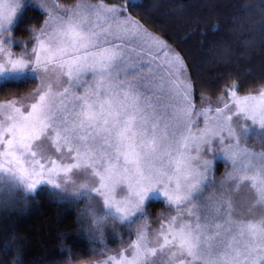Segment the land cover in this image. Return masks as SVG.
Masks as SVG:
<instances>
[{"label": "snow or ice", "instance_id": "1", "mask_svg": "<svg viewBox=\"0 0 264 264\" xmlns=\"http://www.w3.org/2000/svg\"><path fill=\"white\" fill-rule=\"evenodd\" d=\"M129 7L0 0V90L31 88L0 102V173L35 191L90 166L93 191L122 219L159 190L170 211L156 228L147 216L136 222L106 264H264V148H254L264 145V88L240 94L234 80L222 106L199 107L184 58ZM221 154L224 191L204 196ZM121 183L130 195L118 199ZM242 187L254 197L230 194Z\"/></svg>", "mask_w": 264, "mask_h": 264}, {"label": "trees", "instance_id": "2", "mask_svg": "<svg viewBox=\"0 0 264 264\" xmlns=\"http://www.w3.org/2000/svg\"><path fill=\"white\" fill-rule=\"evenodd\" d=\"M61 1L73 3L77 0ZM106 1L120 3L128 0ZM128 5L133 16L169 41L183 56L197 99L201 92L214 98L220 96L234 80L238 81L241 91L264 86V32L261 31L264 0H130ZM40 12L39 8L35 9L29 21L31 24L38 26L42 23ZM29 36L27 32L23 34L24 39ZM210 74L216 76L214 87H201L202 81ZM30 90L19 89L10 93L0 90V101ZM223 166L222 162L218 164L217 178L222 175ZM80 202L62 201L48 191H40L26 213L0 220V233L15 230L23 236L26 264H46L63 259L69 253L85 256L78 261L83 264L90 252L98 250L83 233H69L65 237L68 247H56L60 232L74 221ZM147 209L150 220H157L165 204L161 200H152ZM8 260L7 255L0 256V264H8Z\"/></svg>", "mask_w": 264, "mask_h": 264}, {"label": "clouds", "instance_id": "3", "mask_svg": "<svg viewBox=\"0 0 264 264\" xmlns=\"http://www.w3.org/2000/svg\"><path fill=\"white\" fill-rule=\"evenodd\" d=\"M58 187L66 193L82 196L81 202L76 207L75 219L69 227L59 234L57 249L67 248L65 237L69 233H83L98 249L90 252L83 264H106L107 258L118 251L121 244H109L104 247L112 233L121 232L125 219L110 212H102L101 206L94 195L96 187L91 175L77 177L70 173L69 177L58 178ZM35 191H26L24 187L12 176L0 173V220L26 213L33 203ZM116 209L113 206H110ZM63 209H61V212ZM75 225V226H73ZM0 256L9 257L8 264H26L25 246L23 236L15 230L0 233ZM82 257L80 253H69L63 259H55L46 264H78Z\"/></svg>", "mask_w": 264, "mask_h": 264}, {"label": "rangeland", "instance_id": "4", "mask_svg": "<svg viewBox=\"0 0 264 264\" xmlns=\"http://www.w3.org/2000/svg\"><path fill=\"white\" fill-rule=\"evenodd\" d=\"M129 1L130 0H128L127 2L109 3L106 0H102V2L104 4H106V5H116V6L128 4ZM131 1L134 2V1H137V0H131ZM29 2H31V0H29ZM52 2L53 3H58V4L62 5V6H64L65 8H75L77 5L85 3V2L100 3L101 0H77L76 2H73V3H64L61 0H52ZM128 12L131 14L129 9H128ZM133 17H135V16H133ZM149 30L151 32H153L154 34H157L156 32L152 31L151 29H149ZM159 36L162 39H164L165 42L167 44H169L176 52H178L180 54V52L169 41H167L161 35H159ZM28 38H25V39H28ZM14 50L19 52L21 49L14 48ZM185 63H186V61H185ZM186 65H187V63H186ZM188 70H189V68H188ZM189 74H190V71H189ZM261 88H264V86H261V87L255 89V90L241 91L240 88L238 87L237 91L240 92V94H246L247 92H252L253 94H255ZM204 95H205V97H210L211 99H210V101L209 100H205L204 103L201 104L200 96H199V99H197L196 96H195V91H194V101L199 107L222 106V104H220V105L217 104L218 97H220L222 95L226 96L227 93L224 92L223 94H221L220 96H218L216 98L211 97V96L206 95V94H204ZM3 101H5V100H1L0 102H3ZM258 131H259L258 128L253 127L252 130H251V134L250 135H255ZM250 143H251V141H250ZM254 148H255L256 151H260L262 148H264V145H261V143L256 142L255 145H254ZM73 160H74V157H69L66 160H64L63 162L64 163H72ZM221 162L224 165L223 168H222L223 169V173H222V175L219 178H217L216 177V169H217L218 164L221 163ZM230 170H231L230 169V165L228 164L227 161H225V159L223 158L222 154L218 155L215 158V161H214V181L211 184L205 185V189H204L203 195L204 196H209V195L218 194V193L224 191V188L221 187V181L225 178L226 173L228 171H230ZM71 173H74L77 177H81V176H85V175H91V177L93 178L94 183H95L96 186L100 183L99 177L95 175L94 170L90 166H83V167H79V168H74ZM227 188L229 190H231L233 188V185L231 184V182L227 185ZM40 191H48V192L54 194L55 197H57L59 200H62V201L82 200V196H75L73 194L66 193L62 189H60L58 187V185L50 184L47 181H43V182H41L40 185H38L37 189L35 190V195L38 192H40ZM230 194L233 195L234 198L237 199V200H240L242 198L251 199L252 197H254V193L250 189H248L246 187H242L239 192H230ZM94 195H95L96 199L98 200V202L100 203L102 212H110L113 215H117V216L119 215V213L117 212L116 209L105 205V203L103 201V198L98 193L95 192ZM115 195H116V197L118 199L129 196L130 195V191H129V188H128L127 184L126 183L118 184L116 186V189H115ZM152 200H161V201L164 202L165 209L162 212L170 211V207L167 204L166 199L163 196V194L159 190L153 191L147 197V199L145 201V204L143 206V210L139 211L138 213H136V215H134L133 217L125 218V220L121 222L123 225H125L124 229L121 232H119V233L110 234V236L108 237V240H107L106 244L104 245V247H107V245H109V244H113L114 245V244H122V243H124L129 238V236L131 234V231H128V229H130L133 225L130 226L129 224L131 222H134V221L138 222V221L142 220L143 218H145L146 216L148 217V215H147V213H148L147 206ZM159 222H160L159 218L157 220H150L151 227H153V228L158 227L159 226ZM132 238H134V236H132Z\"/></svg>", "mask_w": 264, "mask_h": 264}]
</instances>
